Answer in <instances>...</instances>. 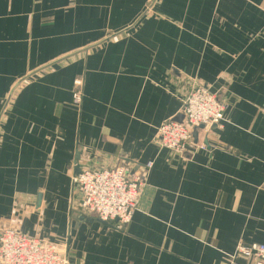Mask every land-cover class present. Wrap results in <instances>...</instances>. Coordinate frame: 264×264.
Masks as SVG:
<instances>
[{
  "label": "crops",
  "instance_id": "1",
  "mask_svg": "<svg viewBox=\"0 0 264 264\" xmlns=\"http://www.w3.org/2000/svg\"><path fill=\"white\" fill-rule=\"evenodd\" d=\"M200 85L224 91V128L192 158L162 149L158 126ZM79 152L153 163L124 228L78 209ZM4 223L67 244L70 264H248L238 249L264 244V0H0Z\"/></svg>",
  "mask_w": 264,
  "mask_h": 264
},
{
  "label": "built area",
  "instance_id": "2",
  "mask_svg": "<svg viewBox=\"0 0 264 264\" xmlns=\"http://www.w3.org/2000/svg\"><path fill=\"white\" fill-rule=\"evenodd\" d=\"M75 85L73 103L81 105L83 82L77 80ZM217 94L204 87L193 89L180 109V113L185 115L184 123L171 119L158 126L155 139L159 147L179 155L192 154L197 148L205 149L194 144L192 133L200 126L211 129L217 124L224 128L225 105L219 103ZM94 162L91 154L81 153L80 173L71 178L80 193L78 209L124 228L138 207L146 184V173L153 168V163L148 162L144 167L132 170L128 163L113 168H96ZM238 255L247 258L248 264H264V244L240 247ZM0 264H70L69 247L32 237L16 226L4 223L0 227Z\"/></svg>",
  "mask_w": 264,
  "mask_h": 264
},
{
  "label": "water",
  "instance_id": "3",
  "mask_svg": "<svg viewBox=\"0 0 264 264\" xmlns=\"http://www.w3.org/2000/svg\"><path fill=\"white\" fill-rule=\"evenodd\" d=\"M217 95H218L219 103L223 104L224 91H220ZM172 120L174 122L182 124V123H184L185 115H183L182 113H178ZM217 126H218L217 124H214L213 128H216ZM204 129H205L204 126H200L198 128H195L193 133H192V136L194 138V144L196 146L199 145V143H200L199 138H200ZM183 155H184V157L192 158L191 153L186 152ZM80 160H81V153L79 152V153H77L76 159H75V174L74 175H78L80 173V170H81ZM42 199H43V190H40L39 194H38V198H37V207H36L38 210L41 209ZM82 217L87 218L85 215H83ZM103 223L106 225L108 224L106 222H103Z\"/></svg>",
  "mask_w": 264,
  "mask_h": 264
},
{
  "label": "rangeland",
  "instance_id": "4",
  "mask_svg": "<svg viewBox=\"0 0 264 264\" xmlns=\"http://www.w3.org/2000/svg\"><path fill=\"white\" fill-rule=\"evenodd\" d=\"M229 70H230L229 68L223 70V71H225V73H223V74L229 73ZM223 83H225L224 80H223ZM198 87H204V86L200 85V86H196L195 88H198ZM195 88H194V89H195ZM204 88H208V87H204ZM208 89H210V88H208ZM210 90L213 91V92H217L216 90H215V91L212 90V89H210ZM224 105H225V104H224ZM228 105H230V103H228ZM227 109H228V106L225 105L224 115H225V112L227 111ZM80 166L82 167V165H81V160H80Z\"/></svg>",
  "mask_w": 264,
  "mask_h": 264
}]
</instances>
